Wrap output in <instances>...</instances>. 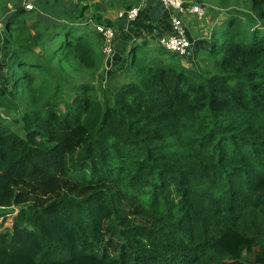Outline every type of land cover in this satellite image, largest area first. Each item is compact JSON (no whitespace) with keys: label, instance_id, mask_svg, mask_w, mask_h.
I'll return each instance as SVG.
<instances>
[{"label":"trees","instance_id":"1","mask_svg":"<svg viewBox=\"0 0 264 264\" xmlns=\"http://www.w3.org/2000/svg\"><path fill=\"white\" fill-rule=\"evenodd\" d=\"M196 1L228 11L204 64L134 43L102 95L88 5L7 20L0 264H264V0Z\"/></svg>","mask_w":264,"mask_h":264},{"label":"crops","instance_id":"2","mask_svg":"<svg viewBox=\"0 0 264 264\" xmlns=\"http://www.w3.org/2000/svg\"><path fill=\"white\" fill-rule=\"evenodd\" d=\"M33 3L35 11H37L35 20H41L44 23L50 22V20L66 21L70 16L80 13L77 4L80 6L88 5V9L85 12V17H90L94 21V10L98 9V13L103 20H110L113 22L114 27L117 30V38L115 41V47L117 53L114 56V63L116 66L120 65L121 56H128L130 53V47L132 44L140 45H156L153 35V28H158V34H165L169 32V24L165 20L164 16L161 19H153L150 16V11L157 4V0L154 3L153 0H0V63H6L14 49L12 41L9 39L6 30L7 20L17 10L18 6H25L26 3ZM96 5V8L94 7ZM133 5H139L141 7L140 18L133 22L129 26H125L120 22L117 17V12L121 9L131 7ZM75 17V15L73 16ZM189 33L197 38V47L205 42L203 40L204 35H212L213 29L210 32L206 30L202 23L194 17L185 18ZM95 22V21H94ZM154 26V27H153ZM193 32L196 33L193 35ZM210 34V35H209ZM133 41L132 43H130ZM123 53V55H122ZM195 53V59L197 58ZM108 60H105L101 66V74L107 67ZM6 70V69H5ZM4 70V72H5ZM107 77V74L105 72Z\"/></svg>","mask_w":264,"mask_h":264},{"label":"built area","instance_id":"3","mask_svg":"<svg viewBox=\"0 0 264 264\" xmlns=\"http://www.w3.org/2000/svg\"><path fill=\"white\" fill-rule=\"evenodd\" d=\"M165 4L164 18L169 24V32L165 34H158V28H153V35L156 45L164 47L167 50L177 53L185 59H195L197 38H194L189 31L185 21L186 17H194L202 20L208 13V8L205 4L194 2L190 0H162ZM25 7L28 10L35 8L33 3H26ZM141 7L133 5L131 7L121 9L117 12V17L125 26L131 25L137 21L141 16ZM89 24L101 36L102 52L105 55V60H108L105 69L107 77L113 73L121 72L125 69L128 56H121L120 65L116 66L114 63V56L117 53L115 41L117 38V30L114 26L102 23H95L92 19ZM154 27V26H153ZM131 41L130 43H132ZM123 55V53H122Z\"/></svg>","mask_w":264,"mask_h":264},{"label":"rangeland","instance_id":"4","mask_svg":"<svg viewBox=\"0 0 264 264\" xmlns=\"http://www.w3.org/2000/svg\"><path fill=\"white\" fill-rule=\"evenodd\" d=\"M192 1L197 2L196 0H192ZM205 5L208 8V13H207V15L205 16L204 19L199 20L200 21L199 23H202L200 25H203L206 28V30L208 31V33H209L211 28L215 29L216 28L215 26L219 25L223 21V18L226 16L228 11L225 10V9H221V8L217 7L215 4L207 3ZM216 29H217L216 30V35L218 36L220 34L221 29H224V28H223V26L219 25ZM195 34L196 33L193 32V35H195ZM206 37L207 36L204 35L203 40H205V43H208V40H207ZM196 38H198V37L196 36ZM205 43H202V45L199 47L198 53H197V56H198L197 59H198V63L200 65V67L204 64V61H203L202 58L204 57V59L205 58L208 59L207 55L205 56V54H207L209 52L208 50L210 49V46H208V45H210V43L208 45H206V46H205ZM155 46H158V45L149 44L150 48H147V49L139 48V50H140L139 54H142L144 51L152 52L151 50H154ZM165 50L172 53V51H169L167 49H165ZM193 61H195V59ZM185 63L186 64L188 63L189 66L191 67L190 63H193V62H189V61L186 60ZM198 63H197V60H196V64L197 65H198ZM100 71H101V68L98 70L95 78H91L89 73H85V74H81V75L77 76L76 81L77 82H84V81H93V79H94V82H95L96 86L98 87L100 94L101 93L102 94L111 93V90H113V88L116 87L115 84H117L116 81H117V79H119V77L113 78L112 80H108L106 75H105V78L102 79ZM0 112L2 114V117H8L12 121H17L18 117H16L14 112L5 111V110H1Z\"/></svg>","mask_w":264,"mask_h":264},{"label":"water","instance_id":"5","mask_svg":"<svg viewBox=\"0 0 264 264\" xmlns=\"http://www.w3.org/2000/svg\"><path fill=\"white\" fill-rule=\"evenodd\" d=\"M165 11V4L162 0H157V4L150 11V16L153 19H161Z\"/></svg>","mask_w":264,"mask_h":264}]
</instances>
